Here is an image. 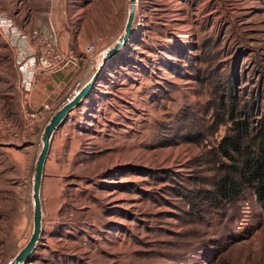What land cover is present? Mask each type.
Returning <instances> with one entry per match:
<instances>
[{"label":"rangeland","instance_id":"374dc122","mask_svg":"<svg viewBox=\"0 0 264 264\" xmlns=\"http://www.w3.org/2000/svg\"><path fill=\"white\" fill-rule=\"evenodd\" d=\"M128 9L129 0H0L39 49L79 56L87 44L112 46ZM97 68L83 57L42 74L34 109L51 111L31 130L18 95L0 98V264L33 232L43 131ZM231 111L253 127L264 117V0H136L130 40L55 132L43 232L26 264H264L254 190L211 199Z\"/></svg>","mask_w":264,"mask_h":264},{"label":"trees","instance_id":"16d2710c","mask_svg":"<svg viewBox=\"0 0 264 264\" xmlns=\"http://www.w3.org/2000/svg\"><path fill=\"white\" fill-rule=\"evenodd\" d=\"M230 122V133L220 140L217 149L219 160L211 199L218 204L231 203L249 187L264 209V117L253 127L247 120H236L232 112Z\"/></svg>","mask_w":264,"mask_h":264},{"label":"built area","instance_id":"2783aa9c","mask_svg":"<svg viewBox=\"0 0 264 264\" xmlns=\"http://www.w3.org/2000/svg\"><path fill=\"white\" fill-rule=\"evenodd\" d=\"M0 34L16 51L15 66L19 72L16 89L22 94L25 104L34 92L40 75H51L63 71L70 65L77 64L83 57L96 60V55L106 47L97 48L95 43L87 44L83 55L80 56L71 50L56 48L50 43H46L39 49V46L31 41L25 31L3 12H0ZM48 111H51L48 104H44L40 109L26 108L24 111L25 131L31 130L35 122L43 119Z\"/></svg>","mask_w":264,"mask_h":264},{"label":"water","instance_id":"95a60500","mask_svg":"<svg viewBox=\"0 0 264 264\" xmlns=\"http://www.w3.org/2000/svg\"><path fill=\"white\" fill-rule=\"evenodd\" d=\"M136 0H129L128 16L123 33L112 46L99 52L95 59L98 62L97 70L89 76L83 78L79 90L51 117L42 134V146L35 164L33 177V232L27 244L12 258L8 264H26L35 252L43 232V203L41 197L42 184L44 178L45 164L50 152L53 137L56 130L61 127L69 114L79 107L84 99L91 93L96 83L102 76L105 66L130 40L136 18Z\"/></svg>","mask_w":264,"mask_h":264},{"label":"crops","instance_id":"0c3cea01","mask_svg":"<svg viewBox=\"0 0 264 264\" xmlns=\"http://www.w3.org/2000/svg\"><path fill=\"white\" fill-rule=\"evenodd\" d=\"M15 64H16V51L13 47L9 45L7 39L0 34V98L4 95H7L5 98H7L10 102L12 101L11 100L12 94L13 93L17 94L19 97L18 98L19 102L21 103V110L23 114L26 108L34 109L35 107H37L36 105L39 103L34 101V95L36 90V86H35V90L31 94L28 103L25 104L22 94L16 89V86L19 81V72ZM40 76L38 77L37 82H39Z\"/></svg>","mask_w":264,"mask_h":264},{"label":"bare ground","instance_id":"6f19581e","mask_svg":"<svg viewBox=\"0 0 264 264\" xmlns=\"http://www.w3.org/2000/svg\"><path fill=\"white\" fill-rule=\"evenodd\" d=\"M135 5H136V1H135Z\"/></svg>","mask_w":264,"mask_h":264}]
</instances>
